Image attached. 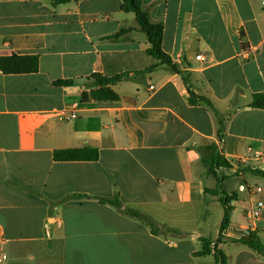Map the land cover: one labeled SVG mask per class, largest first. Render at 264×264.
<instances>
[{
  "label": "crops",
  "instance_id": "1",
  "mask_svg": "<svg viewBox=\"0 0 264 264\" xmlns=\"http://www.w3.org/2000/svg\"><path fill=\"white\" fill-rule=\"evenodd\" d=\"M122 6L0 0V58L39 56L37 73L0 70L2 264H214L216 250L228 264H264V217H246L264 202V110L250 107L264 93V0H143L164 27V51L218 116L192 104L183 76L148 54L147 35ZM120 74L119 101L83 100L95 75ZM211 146L232 164L216 170L234 196L218 243L225 207L211 192ZM83 148L99 158L54 159ZM202 239L211 254H199Z\"/></svg>",
  "mask_w": 264,
  "mask_h": 264
},
{
  "label": "trees",
  "instance_id": "2",
  "mask_svg": "<svg viewBox=\"0 0 264 264\" xmlns=\"http://www.w3.org/2000/svg\"><path fill=\"white\" fill-rule=\"evenodd\" d=\"M72 0H54L55 5L65 4ZM123 2L122 9L127 13H134L136 15V19L139 25V29L145 33L148 37L149 47L147 52L149 55L155 57L162 61L163 64L167 65L173 72L178 73L183 76V80L188 87V91L190 94V102L192 104H197L202 101L205 102L209 108L218 116V112L215 110L211 102L203 97H198L191 90L189 86V80L187 76H184L183 73L179 70V68L173 64L170 56L163 49V35H164V27L162 24H152L149 20V14L143 7V0H121ZM126 31H121L117 36H120L122 33ZM0 70L4 74L12 75V74H33L39 72V56L38 55H12L10 57L0 58ZM126 74L116 75L111 78H106L101 75H95L94 77V85L97 87L96 89H92L90 91H86L82 94L83 100L93 99L99 102H116L119 101V96L113 90V86L117 83L121 82ZM56 86H64L72 84L71 81H56L54 82ZM250 107L255 109L264 110V93L255 94L253 96L252 102L250 103ZM224 133L223 123H220V128L218 131L219 137L222 139ZM211 151H213L209 164V174H212L217 179V187L211 192L219 197V201L225 207V214L223 217V221L220 227V238L216 243H218L222 238V233L228 228L230 224V215L233 210L230 205L231 201L234 199L233 197H229L225 192L222 191V181L223 177H219L216 170L221 167H231V162L227 161L223 158L217 151L214 146L209 147ZM99 158V153L97 149L93 148H83V149H71V150H59L55 151L54 159L56 161H96ZM100 202L103 204H111L116 206L119 209H122V203L118 199H107L101 198ZM125 214H128L132 217L140 218L146 223L151 225L152 231L154 234H158V230L155 228V225L151 221V219L147 217H143L138 211L134 209H124L122 210ZM169 232H173L170 231ZM203 249L199 252L200 255H208L211 254V244L212 241L209 239H202ZM244 244L250 246L253 249L261 251V247L254 242L243 240ZM214 264H228L227 258L222 251H215V263Z\"/></svg>",
  "mask_w": 264,
  "mask_h": 264
},
{
  "label": "built area",
  "instance_id": "3",
  "mask_svg": "<svg viewBox=\"0 0 264 264\" xmlns=\"http://www.w3.org/2000/svg\"><path fill=\"white\" fill-rule=\"evenodd\" d=\"M197 60L203 61L204 58L202 55H199L197 57ZM77 115L75 113H72L71 118H76ZM257 157H260V153H257ZM244 159H240V161H243ZM254 194L260 195L263 192V189L260 187H256L253 189ZM246 217L249 220H257L264 217V202L257 201L255 204V207H251L246 211ZM7 260V256L5 254H0V264L4 263Z\"/></svg>",
  "mask_w": 264,
  "mask_h": 264
},
{
  "label": "rangeland",
  "instance_id": "4",
  "mask_svg": "<svg viewBox=\"0 0 264 264\" xmlns=\"http://www.w3.org/2000/svg\"><path fill=\"white\" fill-rule=\"evenodd\" d=\"M141 214V213H140ZM142 215V214H141ZM143 217H147V216H144V215H142ZM148 218V217H147Z\"/></svg>",
  "mask_w": 264,
  "mask_h": 264
}]
</instances>
